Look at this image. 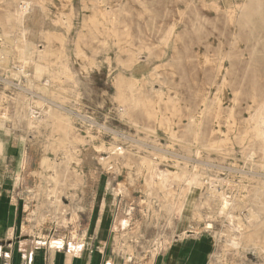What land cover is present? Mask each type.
<instances>
[{
    "label": "rangeland",
    "instance_id": "rangeland-1",
    "mask_svg": "<svg viewBox=\"0 0 264 264\" xmlns=\"http://www.w3.org/2000/svg\"><path fill=\"white\" fill-rule=\"evenodd\" d=\"M21 1L0 0V191L22 237L77 250L102 209L131 264L185 231L212 237L211 264H264V0H27L23 22ZM181 171L202 187L178 211Z\"/></svg>",
    "mask_w": 264,
    "mask_h": 264
},
{
    "label": "crops",
    "instance_id": "crops-1",
    "mask_svg": "<svg viewBox=\"0 0 264 264\" xmlns=\"http://www.w3.org/2000/svg\"><path fill=\"white\" fill-rule=\"evenodd\" d=\"M22 200V197L13 198L8 192L0 191V264H131L125 255L114 252L113 224L107 226L97 219V216H103L102 209L94 212V222L86 225L81 237L83 245L74 250L23 238L26 210ZM105 232L111 237L110 248L103 240ZM187 233L174 236L169 245L150 258L148 264H211L215 244L212 237Z\"/></svg>",
    "mask_w": 264,
    "mask_h": 264
},
{
    "label": "bare ground",
    "instance_id": "bare-ground-1",
    "mask_svg": "<svg viewBox=\"0 0 264 264\" xmlns=\"http://www.w3.org/2000/svg\"><path fill=\"white\" fill-rule=\"evenodd\" d=\"M116 1V0H115ZM256 1V0H255ZM254 1V2H255ZM10 2V1H9ZM106 2H109L108 0L106 1ZM249 2V1H248ZM16 3V2H15ZM104 3H105V0H104ZM103 3V4H104ZM19 9L17 10V12L19 13V18H20V21L21 22H23V20L25 19L26 20V15L28 14V12L30 11V2L29 1H27V0H22L21 2H19ZM107 4H109V3H107ZM119 4V3H118ZM8 5V4H7ZM119 5H121V4H119ZM34 6V5H33ZM111 7V6H110ZM118 7V6H117ZM121 7V6H120ZM8 8V7H7ZM10 8V7H9ZM12 8V7H11ZM10 8V9H11ZM107 8V7H106ZM124 8H125V6H124ZM121 9V8H120ZM254 9V8H253ZM256 9V8H255ZM107 10H109V9H107ZM127 10V9H126ZM258 10V9H257ZM4 11V10H3ZM12 11V10H11ZM32 11V10H31ZM116 11H118V10H116ZM115 11V12H116ZM9 12H10V10H9ZM123 12V11H122ZM250 12V11H249ZM248 12V14H250ZM5 14H6V12H4ZM14 13V12H13ZM244 13V12H243ZM256 13V12H255ZM120 14V13H119ZM123 14V13H122ZM127 14V13H126ZM198 14V13H197ZM262 14V13H261ZM260 14V12H259V15H260V17L264 14V12H263V14L261 15ZM4 15V14H3ZM7 15V14H6ZM125 15V14H124ZM123 15V16H124ZM253 15V14H252ZM257 15H258V13H257ZM258 15V16H259ZM114 16H116V14L114 15ZM238 16H239V14H238ZM245 16V15H244ZM249 16V15H248ZM250 16H251V14H250ZM254 16V15H253ZM6 17V16H5ZM4 17V18H5ZM10 17V16H9ZM117 17V16H116ZM199 17V16H198ZM2 18H3V16H2ZM127 18V17H126ZM257 18V17H256ZM261 18H263V17H261ZM261 18H259V19H257L256 21H258V20H260ZM7 19V18H6ZM113 19V21H114V18H112ZM253 19V18H252ZM5 20V19H4ZM123 20V19H122ZM247 20V19H246ZM249 20H250V18H249ZM263 20V19H262ZM261 20V21H262ZM6 21V20H5ZM13 21H15V19L13 20ZM201 21V20H200ZM236 21H238V20H236ZM253 21H255V20H253ZM16 22V21H15ZM112 22V21H111ZM121 22V21H120ZM123 22H124V20H123ZM204 22H205V20H204ZM203 22V23H204ZM240 22V21H239ZM239 22H238V24H239ZM243 22V21H242ZM248 22V21H247ZM259 22V21H258ZM264 22V21H263ZM5 23V22H4ZM115 23H116V21H115ZM200 23V22H199ZM8 24V23H7ZM6 24V25H7ZM207 24V23H206ZM244 24V23H243ZM256 24H257V22H256ZM116 25H117V27H118V23L117 24H115V28H116ZM201 25V24H200ZM249 25H251V24H249ZM254 25V24H253ZM258 25H261L260 23L259 24H257V27H258ZM203 26V25H202ZM205 26V25H204ZM243 26V25H242ZM242 26H239V28L240 27H242ZM121 27V26H120ZM248 27V26H247ZM262 27V26H261ZM242 28H245V27H242ZM111 29H112V27H111ZM110 29V30H111ZM249 29V28H248ZM261 30L260 28H257V30ZM264 29V28H263ZM107 30V29H106ZM195 30V29H194ZM202 30V29H201ZM246 30V29H245ZM251 30V29H250ZM111 32V31H110ZM240 32V31H239ZM255 32V31H254ZM248 33V32H247ZM260 33V32H259ZM250 34V33H249ZM255 34H257V32L255 33ZM237 35V34H236ZM257 35H259V34H257ZM256 35V36H257ZM256 36H255V38H256ZM248 37V36H247ZM251 37V36H250ZM264 37V36H263ZM254 38V39H255ZM258 38V37H257ZM262 38V37H261ZM251 39V38H250ZM257 40H259V38L257 39ZM255 41V40H254ZM256 42H258V41H256ZM256 46H257V44H256ZM6 48V47H5ZM151 48V47H150ZM29 49H30V47H29V44H26L24 47H23V53H24V59H25V61L26 62H28V60H29V58L30 57H28V54H27V52L29 51ZM255 50H256V48H254ZM258 49V48H257ZM254 50V51H255ZM151 52V51H150ZM255 52H257V51H255ZM262 53V52H261ZM32 54V53H31ZM30 53H29V55H31ZM8 55V54H7ZM253 55V54H252ZM183 60V59H182ZM181 60V61H182ZM256 60V59H255ZM183 62V61H182ZM181 62V63H182ZM256 62V61H255ZM6 63V62H5ZM181 63H180V65H181ZM257 63V62H256ZM259 64V63H258ZM4 65V64H3ZM233 65H234V63H233ZM182 67H183V65H182ZM184 68V67H183ZM22 71V70H21ZM20 73V72H19ZM185 73V72H184ZM22 74H23V72H22ZM24 75V74H23ZM181 76V75H180ZM187 76H188V74H187ZM190 78L188 77V80H189ZM181 83H182V81H181ZM180 83V84H181ZM192 84V83H191ZM185 85V84H184ZM190 85V84H189ZM192 87V86H191ZM182 88V87H181ZM184 88V87H183ZM190 88V87H189ZM193 88V87H192ZM185 89V88H184ZM187 89V88H186ZM181 90H183V89H181ZM190 90V89H189ZM187 91V90H186ZM193 91V90H192ZM238 92L239 91H237V94H238ZM182 92H180V94H181ZM194 93V92H193ZM263 93H264V91H263ZM250 94H251V92H250ZM248 95V94H247ZM252 95V94H251ZM264 95V94H263ZM262 95V96H263ZM132 97V96H131ZM185 97V96H184ZM262 98H264V97H262ZM133 99V98H132ZM127 101H128V99H127ZM263 105V104H262ZM261 105V106H262ZM260 106V105H259ZM259 108V107H258ZM54 109V108H53ZM261 109H263V107L261 108ZM260 109V110H261ZM257 110V109H256ZM259 110V109H258ZM257 110V111H258ZM141 111V110H140ZM262 111V110H261ZM256 112V111H255ZM54 113H56V112H54ZM258 113V112H257ZM259 113H260V111H259ZM32 115L34 114V110L32 111V113H31ZM47 114V113H46ZM50 114V113H49ZM138 114V113H137ZM140 114H142V113H140ZM53 115H55V114H53ZM190 115V114H189ZM51 116V115H50ZM138 116V115H137ZM31 117V119H32V121H33V116H30ZM36 117V116H35ZM38 117V116H37ZM44 117L46 118L47 116L46 115H44ZM52 117H54V116H52ZM59 117H60V115H59ZM202 117V116H201ZM205 117V116H204ZM257 117V116H256ZM42 118V117H41ZM51 118V117H50ZM191 118H192V116H191ZM55 119V118H54ZM59 119V118H58ZM56 120H57V118H56ZM68 120V119H67ZM195 120H196V118H195ZM193 121V120H192ZM201 121V120H200ZM66 122V121H65ZM30 123H32L31 121H30ZM63 123V122H62ZM190 123H191V121H190ZM67 124V123H66ZM189 124V123H188ZM201 124V123H200ZM68 125H72V124H68ZM192 125H194V124H192ZM194 127V126H193ZM196 127V126H195ZM254 130H255V135L258 137V139L260 140V142L262 143V145H263V150H264V117H263V115H259L258 116V118H256V120H255V124H254ZM68 129V128H67ZM185 129V128H184ZM188 129L190 130V128L188 127ZM181 130V129H180ZM188 130V131H189ZM195 130V129H194ZM186 131V130H185ZM184 131V132H185ZM187 131V132H188ZM200 131V130H199ZM186 132V133H187ZM190 133V132H189ZM64 134H65V132H64ZM67 134V133H66ZM124 134V133H123ZM191 134V133H190ZM189 134V135H190ZM192 134H194V131L192 132ZM120 135V134H119ZM118 135V136H119ZM182 135V134H181ZM125 136V135H124ZM183 136V135H182ZM186 136V135H185ZM195 136V135H194ZM255 136V137H256ZM70 137H72V136H70ZM187 137V136H186ZM189 137V136H188ZM193 137V136H192ZM255 137H254V139H255ZM64 138V137H63ZM65 138H68L67 136L65 137ZM181 139V138H180ZM188 139V138H187ZM70 140V139H69ZM68 140V141H69ZM126 140V139H125ZM132 139L130 138V141H131ZM134 140H135V138H134ZM133 140V141H134ZM189 140V139H188ZM187 140V141H188ZM197 140V139H196ZM137 141V140H136ZM135 141V142H136ZM172 141V140H171ZM178 141V140H177ZM70 142V141H69ZM175 142V141H174ZM188 142H190V141H188ZM139 143V142H138ZM141 143V142H140ZM187 143V142H186ZM258 143V142H257ZM67 144H69V143H67ZM189 144V143H188ZM186 145V144H185ZM191 145H192V143H191ZM260 145V144H259ZM70 146V145H69ZM68 146V147H69ZM189 146V145H188ZM187 146V147H188ZM67 147V148H68ZM71 148H72V146H70ZM119 147V146H118ZM75 148V147H74ZM260 148H261V146H260ZM121 149V148H120ZM191 150V149H190ZM254 150V149H253ZM259 150V149H258ZM262 150V151H263ZM260 151V150H259ZM74 152V151H73ZM70 153V152H69ZM168 153V152H167ZM75 154V153H74ZM126 154V153H125ZM171 154V153H170ZM176 154V153H175ZM263 154H264V151H263ZM70 155V154H69ZM117 155H120L119 153L117 154ZM68 156V155H67ZM115 156H116V154H115ZM173 156H175V155H173ZM73 157V156H72ZM182 157V156H181ZM263 157V156H262ZM186 158V157H185ZM69 159V158H68ZM189 159V158H188ZM185 160V159H184ZM74 161V160H73ZM68 162V161H67ZM66 163V162H65ZM64 163V164H65ZM69 163H70V161H69ZM68 163V164H69ZM59 164V163H58ZM68 164H66L67 166H68ZM261 164H263V166H262V168L264 169V162L263 163H261ZM55 166V165H54ZM59 166V165H58ZM61 166H62V164H61ZM62 168V167H61ZM157 168V167H156ZM185 169V168H184ZM60 170V169H59ZM58 170V171H59ZM181 170H183V169H181ZM61 171V170H60ZM68 171V170H67ZM191 171V170H190ZM151 172V171H150ZM187 172V171H186ZM186 172H184V173H182V171H181V174L178 176L179 177V179H180V181L182 182V183H184V186H183V188H182V195H183V198L182 199H180V200H178V201H176V202H173L172 204H171V201H170V204H171V207L172 208H176L178 211H181L183 208H187V209H193V207H194V197H195V195H196V193L200 190V188L202 187V181L200 180V178H199V176H198V173H192V174H187ZM239 172H242V171H240L239 170ZM59 173H62V171L61 172H59ZM75 173V172H74ZM153 173V172H152ZM180 173V172H179ZM191 173V172H190ZM64 174H65V172H64ZM72 174V173H71ZM112 174V173H111ZM154 174V173H153ZM152 174V175H153ZM243 174V173H242ZM63 175V174H62ZM70 175V174H69ZM155 175V174H154ZM66 176V175H65ZM56 177V176H55ZM61 177V176H60ZM155 177H157V176H155ZM152 179V178H151ZM209 179V178H208ZM163 180V179H162ZM161 180V181H162ZM217 180H219V179H217ZM56 181V180H55ZM66 181H67V179H66ZM160 181V182H161ZM207 181V180H206ZM205 181V182H206ZM58 182V181H57ZM56 182V183H57ZM151 182V181H150ZM171 182V181H170ZM169 182V183H170ZM173 182V181H172ZM180 182V183H181ZM167 183V182H166ZM165 183V184H166ZM179 183V182H178ZM63 184V183H62ZM214 184V183H213ZM151 185V184H150ZM173 185V184H172ZM208 185V184H207ZM210 185H211V183H210ZM178 186H180V185H178ZM212 186H215V185H212ZM212 186H210V187H212ZM156 187V186H155ZM164 187V186H163ZM260 188H258L259 190H258V192H260L259 194H264V183L262 184V185H260L259 186ZM173 188V187H172ZM213 188V187H212ZM120 189V188H119ZM152 189V188H151ZM170 189V188H169ZM257 190V189H256ZM169 192V191H168ZM167 192V193H168ZM203 192H205V191H203ZM159 193V192H158ZM157 193V194H158ZM254 193V192H253ZM153 194V193H152ZM156 194V193H155ZM177 194H179L178 192H177ZM203 194V193H202ZM167 195H169V194H167ZM181 195V194H180ZM207 196H208V194H206ZM161 196V195H160ZM256 196H258V193H257V195ZM141 197V196H140ZM180 197V196H179ZM261 197V196H260ZM130 198V197H129ZM162 198V197H161ZM258 198H259V196H258ZM264 198V197H263ZM165 199V198H164ZM173 199V198H172ZM208 199H209V197H208ZM213 199V198H212ZM256 199V198H255ZM260 199V198H259ZM131 200V199H130ZM201 200V199H200ZM209 200H211V199H209ZM213 200H215V199H213ZM251 200V199H250ZM257 200V199H256ZM255 200V201H256ZM263 200V199H262ZM210 202V201H209ZM215 202V201H214ZM252 202H254V201H252ZM262 202V201H261ZM167 203V202H166ZM166 203H165V206H166ZM203 203V202H202ZM207 203H208V201H207ZM212 203V202H211ZM256 203V202H255ZM258 203V202H257ZM197 204V203H196ZM206 204V203H205ZM213 204V203H212ZM252 204V203H251ZM250 204V205H251ZM59 205V204H58ZM168 205H169V202H168ZM198 205H199V203H198ZM198 205H196L197 206V208H198ZM253 205L255 206V204L253 203ZM258 205V204H257ZM263 205V204H262ZM129 206H130V204H129ZM170 206V205H169ZM221 206L223 207V208H225V209H228V210H232L233 209V207H234V205H233V202H230L227 198H222V202H221ZM261 209H262V207H261ZM260 209V210H261ZM251 210V209H250ZM258 210V209H257ZM260 210H258V211H260ZM263 210V209H262ZM258 211H255V210H253V211H251V216H254L255 214H256V212H258ZM188 212V211H187ZM189 213V212H188ZM260 213V212H259ZM262 213V212H261ZM257 217V216H256ZM239 218V217H238ZM258 218V217H257ZM119 219H120V221L121 220H124V217H123V215H119ZM118 219V220H119ZM250 220H251V218H250ZM258 220V219H257ZM264 220V219H263ZM240 221H241V219H240ZM238 222H239V220H238ZM119 223V222H118ZM253 224H254V222H252ZM261 223V222H260ZM264 223V222H263ZM242 224V223H241ZM241 224H238L237 225V228L239 229V230H241ZM252 224V225H253ZM251 225V226H252ZM250 226V225H249ZM250 226V227H251ZM255 226V225H254ZM253 226V227H254ZM211 227V225L209 224V226L207 227V228H210ZM258 227V226H257ZM256 227V228H257ZM261 227H263V226H261ZM251 229V228H250ZM260 229V228H259ZM246 230V229H245ZM247 230H248V228H247ZM252 230H253V228H252ZM254 231V230H253ZM262 231V230H261ZM261 234V233H260ZM263 234V233H262ZM262 234H261V236H262ZM234 236H235V234H234ZM233 236V237H234ZM232 237V236H231ZM263 238V237H262ZM237 239V238H236ZM257 239V238H256ZM233 240H235V239H233ZM258 242V241H257ZM256 243V242H255Z\"/></svg>",
    "mask_w": 264,
    "mask_h": 264
}]
</instances>
